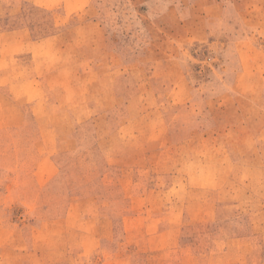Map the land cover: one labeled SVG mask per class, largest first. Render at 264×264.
Instances as JSON below:
<instances>
[{
    "label": "rangeland",
    "instance_id": "1",
    "mask_svg": "<svg viewBox=\"0 0 264 264\" xmlns=\"http://www.w3.org/2000/svg\"><path fill=\"white\" fill-rule=\"evenodd\" d=\"M255 2L0 0V264H264Z\"/></svg>",
    "mask_w": 264,
    "mask_h": 264
},
{
    "label": "crops",
    "instance_id": "2",
    "mask_svg": "<svg viewBox=\"0 0 264 264\" xmlns=\"http://www.w3.org/2000/svg\"><path fill=\"white\" fill-rule=\"evenodd\" d=\"M256 2V12L260 13L261 15L264 14V0H255ZM262 27V26H261ZM161 152H160V156H161ZM37 158H41V159H45V158H50L51 156L48 153H42V154H38L36 153L35 155ZM158 165H161V162H157ZM225 167V166H224Z\"/></svg>",
    "mask_w": 264,
    "mask_h": 264
}]
</instances>
